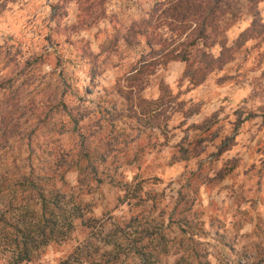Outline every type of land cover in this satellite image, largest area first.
Segmentation results:
<instances>
[{"label": "clouds", "instance_id": "clouds-1", "mask_svg": "<svg viewBox=\"0 0 264 264\" xmlns=\"http://www.w3.org/2000/svg\"><path fill=\"white\" fill-rule=\"evenodd\" d=\"M0 264H264V0H0Z\"/></svg>", "mask_w": 264, "mask_h": 264}]
</instances>
